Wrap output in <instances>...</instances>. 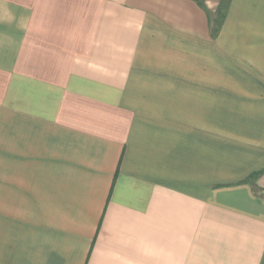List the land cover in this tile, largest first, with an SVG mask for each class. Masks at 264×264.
I'll use <instances>...</instances> for the list:
<instances>
[{"label":"crops","instance_id":"crops-1","mask_svg":"<svg viewBox=\"0 0 264 264\" xmlns=\"http://www.w3.org/2000/svg\"><path fill=\"white\" fill-rule=\"evenodd\" d=\"M0 0V264H264V0Z\"/></svg>","mask_w":264,"mask_h":264},{"label":"trees","instance_id":"trees-1","mask_svg":"<svg viewBox=\"0 0 264 264\" xmlns=\"http://www.w3.org/2000/svg\"><path fill=\"white\" fill-rule=\"evenodd\" d=\"M200 4L199 0H195ZM231 5V0H222L219 4V7L215 13V16L211 20V35L213 38H217L223 25L225 23V19H227V14ZM264 174V171H259L251 175L247 180L243 182V184H250L255 190L257 189L256 182L257 180Z\"/></svg>","mask_w":264,"mask_h":264}]
</instances>
